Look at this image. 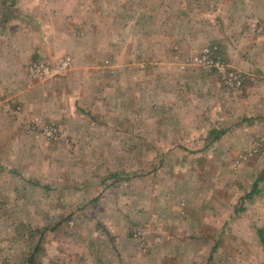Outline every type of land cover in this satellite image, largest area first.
I'll use <instances>...</instances> for the list:
<instances>
[{
	"label": "rangeland",
	"instance_id": "1",
	"mask_svg": "<svg viewBox=\"0 0 264 264\" xmlns=\"http://www.w3.org/2000/svg\"><path fill=\"white\" fill-rule=\"evenodd\" d=\"M11 1L26 11H31L30 5L34 8L42 3L0 0V33L11 34L0 41L2 52L8 47L28 46L25 33L11 26L12 21L20 20ZM68 1L72 3L69 6L81 3ZM115 2H126L127 9L117 10L115 16L130 25L125 29L128 37H121L118 44L115 40L114 47L130 51L132 61L139 60L135 53L141 55L138 65H142L141 76L146 81L141 90L132 86L138 85V78L130 81L123 76L124 82L131 84L130 89H124L129 85L123 83L121 74L115 75V89L109 86L108 92L105 88L99 95L110 98L109 103L104 100L97 108L93 105L97 116L86 106L77 116H70L72 131H81L77 138L67 131L70 128L65 134L59 121L39 116L41 106L33 113L34 107L21 104L20 97L26 94L23 90H30L37 80L27 74H22L12 89L14 98L0 104V116L14 117L20 136L30 139V148L19 147L14 164L10 150L0 151V160L7 162L0 172V264L77 262L80 256L70 258L74 254L71 243L81 242L75 250L88 249L94 245L91 237L95 236L88 232L91 228L112 226L126 228L138 245L147 235L153 241L158 238L159 243L168 237L169 243L179 246L169 250L176 254L168 264H264V250L256 236V229L264 227V181L248 196L264 172V137L242 136L256 126L249 122L254 119L239 116L243 119L237 123L236 110L225 103L239 91L225 87L216 72L191 62L202 49L209 48L242 74L229 64L230 54L246 53L252 43L264 49V0ZM91 4L86 1L78 14L90 17ZM69 6L66 18L76 11ZM97 12L106 17L108 11ZM139 20H143L141 25ZM51 28L56 34L60 29L57 25ZM80 28L75 20L69 22L67 38L56 41V48L89 38ZM64 50L52 49L47 61L54 62ZM170 51L177 58L164 54ZM72 53L67 54L71 64ZM22 56L20 60H24ZM32 60L27 66L21 64V73L36 63ZM121 63L120 59L116 62ZM222 92L226 95L225 111L218 103ZM35 94L37 102L45 97L41 90ZM88 94L92 96V91ZM84 117L101 128L91 126ZM33 120L55 123L61 140L48 141L39 129L33 131ZM213 129H225L230 135L212 139L209 132ZM5 132L10 133L8 128ZM0 147L5 148V138L0 139ZM66 227H76L77 233ZM133 231L139 235L135 237ZM81 258L83 264L91 259Z\"/></svg>",
	"mask_w": 264,
	"mask_h": 264
},
{
	"label": "crops",
	"instance_id": "2",
	"mask_svg": "<svg viewBox=\"0 0 264 264\" xmlns=\"http://www.w3.org/2000/svg\"><path fill=\"white\" fill-rule=\"evenodd\" d=\"M86 1L88 0H81V3L76 1L77 4L72 5L74 7L73 8L72 6H69L72 3L68 0H42V3H40L37 7L33 8V6L30 5L29 7L31 8V11H26L20 8V5L17 7L15 1H11V6L17 8L16 11L20 16V20L12 21L11 26H17L20 34L25 33L24 36L27 37L28 46L17 50L8 47L4 52L0 51V104L11 101L14 98V96H12V89L19 84V77L22 76V74L27 77V68L21 73V64H26L27 66L31 58V60L35 59L31 62L52 65L56 63L59 59L58 57L66 56L67 54L73 52L72 64L67 73L53 80H33L36 81L34 85L32 84L30 90L28 91L23 90L26 94L21 96L20 99H22L21 104H25L29 108L34 107L32 109L33 113H37V107L41 106L39 116L45 120L59 121L61 124L59 127H63L65 131L67 128H70L67 129V131H71L75 137L76 134L81 136V131H78L77 133L72 131V125L69 123L71 118L70 116L72 114L77 116L76 113H78L80 108L83 106L90 108L92 113L97 116V111H95L93 105L97 108L98 103L103 102L104 100L109 103L110 98H101L99 95L103 94L102 91H104L105 88L106 92H108L107 88L110 89L109 86H112L113 90L115 89L118 82V77L116 78L115 75L121 74L123 83H125L123 76L127 77V80L130 81L133 78H138V85L132 86L139 87L140 90V85L146 83L144 76H141V72L144 71L141 69L142 65H138L139 60L142 59L141 55L135 53L134 56H136L139 60L132 61L130 60V51H127L126 49H123L122 51L120 47L118 49H115L114 47L115 40H117L118 44L121 37L123 40H125V37H128V35L125 34V29L130 25V23H127L125 20H120V18L118 19V17L116 18L115 16L117 10H124V8L127 9L126 2L123 4H116V0H112L113 2H110V0H89L90 3H92L90 7V11L92 12L90 17L85 18L82 14L79 15L78 11L81 10L82 5H84ZM68 6L72 10L76 11L71 15V17L66 18V9ZM102 9L108 11L106 12V17L103 15L105 13L100 14V12H97ZM109 14L111 16H109ZM72 20H75V24L78 25V27H81L80 30L84 28V35L89 33V38L87 37L85 40L81 38L80 41L75 40V42L71 41L66 43V46L63 44L62 48L65 49L63 53H58L59 56L53 59L54 62L47 61L48 57L54 53L52 52V49H62L61 47L56 48V44H58V42L61 43V39L67 38L66 28L68 27L69 22L72 23ZM143 20H139L138 25H141ZM51 25H57L58 28H60L57 31L58 35L56 34L55 29L51 28ZM164 25L165 21L161 26ZM118 28L120 29L119 32ZM64 29L65 35H63ZM88 29L89 32H86ZM115 29L117 32H114ZM83 33L81 35H83ZM10 35L11 34H8V36H6L5 33L1 32L0 41L6 40ZM234 40L236 41V36L234 37ZM56 41L58 42L56 43ZM173 42L175 43V41ZM160 43L161 46L164 44V41ZM0 44L3 49V42ZM236 44L237 42H234V46ZM124 45L125 44H123V46ZM50 46L51 52L48 51ZM259 46H255L252 43L248 46L247 50L244 51L246 53L243 54H238L236 52V55H234L231 51L229 64L242 73L243 85L238 90L239 93H232V100L226 101L225 103L231 104L230 108H234L236 110L237 113L234 118L237 123H240L243 119V117L239 118V116H245V118L252 117L254 119L249 122L255 123V129L253 128L252 130H249V132L245 135L242 134L243 137H261L263 139L264 49H261ZM65 53L66 55H63ZM21 54H23L22 58H24V60H20L19 55ZM164 54H168L169 58L171 57L172 59L174 57L177 58L172 51L165 52ZM161 58L163 59L165 57ZM227 58L229 59V57ZM118 59L122 61L121 64H116ZM132 65H138V68L136 67V69H134ZM189 72H186V74H189ZM99 78H101V81H97ZM110 79L112 81H110ZM23 82L25 83V80H23ZM125 85L129 86L124 87V89L131 88L130 83H125ZM38 90H41L45 97L44 99L42 98L41 101L37 102L35 100V93ZM90 91H92V96L88 94ZM234 91L237 92V90ZM243 92V96L238 99L237 96ZM225 98L226 95L223 92L220 93L218 103L222 111H225ZM208 100L210 103H213L211 96L208 97ZM236 107H238V109ZM0 111H2V108H0ZM84 118H86L91 126L96 125L97 128L100 127L89 118ZM225 118L228 120L229 117L226 115ZM67 123L69 126H66ZM18 125L19 123L15 122L14 117L10 116V119H8L6 115H2V117L0 116V139L5 138V148L2 147L4 149L3 150L0 147V151L6 152V150H10L7 152L8 155L11 156L10 161L13 164L18 160L17 154L20 151L19 147H21V150H25V147L30 148L27 142L30 140L28 139L29 136L24 134L20 136L17 128ZM236 127L239 128L240 126L237 125ZM7 128L10 131L9 134L5 132ZM67 131L64 133L67 134ZM209 133L212 139H216L215 137H218L219 139L224 136L225 129H213ZM229 135L230 134L226 136ZM78 145L75 147L77 148ZM13 154L15 155L13 156ZM3 164H7V162L5 163L0 160V172ZM66 230L69 232L72 231L74 234L77 233L76 227H66ZM88 232L94 234L95 236L91 237V240H93L91 243L94 242V245L89 246L88 249L82 248V250H75L76 246L80 245L81 242L71 243L72 252H74V254L70 258H74L73 260H75L78 256H80V259H77V262L71 261L67 264H83L81 260L82 256H84V258H91L90 261L86 262L87 264H168L169 258H172L176 254L169 253V250L179 247L178 244L173 245L172 243H169L168 237L166 238V241L159 243L158 238H156V241H153L149 238V235H147L146 238L144 237V243L138 245L139 243L130 237L129 231L126 228L124 230H120L117 226H112L109 229L91 228ZM66 257L68 258V255H66Z\"/></svg>",
	"mask_w": 264,
	"mask_h": 264
},
{
	"label": "built area",
	"instance_id": "3",
	"mask_svg": "<svg viewBox=\"0 0 264 264\" xmlns=\"http://www.w3.org/2000/svg\"><path fill=\"white\" fill-rule=\"evenodd\" d=\"M191 62L204 70L214 71L219 74L224 86L229 89L239 90L243 85L241 74L220 60L215 52L209 48L202 49L198 56L193 57ZM70 65L71 61L68 56L60 58L52 65L33 63L28 67L27 75L30 79H53L64 74ZM33 121L34 123L31 125L33 131L39 129L43 137L48 141L61 140L60 132L55 123L45 124L37 120ZM137 235H139V232L134 231V236Z\"/></svg>",
	"mask_w": 264,
	"mask_h": 264
},
{
	"label": "trees",
	"instance_id": "4",
	"mask_svg": "<svg viewBox=\"0 0 264 264\" xmlns=\"http://www.w3.org/2000/svg\"><path fill=\"white\" fill-rule=\"evenodd\" d=\"M215 138L217 139L218 137H215ZM114 176L116 177L117 175H114ZM262 181H264V172L258 176L257 180L253 184L252 191L250 193H248V196H250V194L252 192H257V188ZM256 236H257L259 244L261 245L262 249L264 250V227L256 229ZM29 264H32L31 261Z\"/></svg>",
	"mask_w": 264,
	"mask_h": 264
}]
</instances>
